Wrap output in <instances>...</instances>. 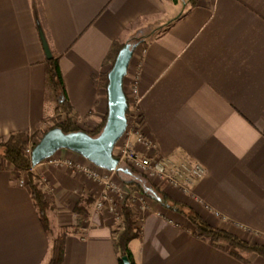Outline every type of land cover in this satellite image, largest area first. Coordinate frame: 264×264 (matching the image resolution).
<instances>
[{
  "label": "crops",
  "instance_id": "crops-1",
  "mask_svg": "<svg viewBox=\"0 0 264 264\" xmlns=\"http://www.w3.org/2000/svg\"><path fill=\"white\" fill-rule=\"evenodd\" d=\"M177 4L0 0V137L29 135L54 113L40 29L58 57L76 120L91 129L107 112L111 64L105 59L112 45L158 27L134 48L123 86L136 88L142 128L155 152L198 161L206 170L186 196L161 188L211 226L264 245V0H198L168 15ZM55 155L84 159L67 149ZM31 170L51 205L49 231L29 188L18 183L23 174L0 156V264H45L63 226L71 231L60 264H118L115 216L89 203L86 219L76 223L75 205L92 198L90 180L44 161ZM128 247L135 264H264L259 255L238 259L193 236L186 218L157 203Z\"/></svg>",
  "mask_w": 264,
  "mask_h": 264
},
{
  "label": "trees",
  "instance_id": "trees-1",
  "mask_svg": "<svg viewBox=\"0 0 264 264\" xmlns=\"http://www.w3.org/2000/svg\"><path fill=\"white\" fill-rule=\"evenodd\" d=\"M173 3H179L182 1L185 4L186 9L195 6L198 0H170ZM184 14L182 12L177 18ZM176 18V19H177ZM141 39L139 43H143ZM124 43H114L107 55L106 61H110L111 67L115 61V58L119 50L123 47ZM46 69V80L50 85L55 97V109L54 116L52 117V127H59L65 132L85 130L90 135H96L101 130L104 119L94 128H81L80 124L75 118L72 112V108L68 102L62 74L59 67V61L57 56H51L44 61ZM108 80L104 82L105 88L107 87ZM126 95L127 103L129 98ZM128 110V109H127ZM106 116V115H105ZM141 117V116H140ZM49 128V129H50ZM28 133L27 132H11L6 136L0 137V156L9 163L12 167L17 169L20 174L24 176L25 183L29 188L31 198L34 202L35 208L39 215V219L45 231H49V218L47 215L48 202L44 195L43 189L40 186L37 175L31 171L32 165L30 156L25 153L28 148ZM37 141H32L30 146H34ZM114 153V151H113ZM115 155V153H114ZM116 156V155H115ZM136 180H129L125 182V185L129 189V194L132 195L133 191L141 192L150 197L157 204L162 207L181 214L192 225L193 236L205 240L209 244L218 247L222 250H226L228 247L234 249L233 256L238 259H243L241 253L256 254L264 258V245L249 239L240 238L236 234L229 232L228 230L213 227L207 223L202 217H200L190 206L185 203L179 202L168 196L162 188L154 186L145 177L142 178L136 175ZM142 182V183H141ZM131 193V194H130ZM130 197L127 196L120 205L121 210V222L118 227L112 230V240L117 255L118 264H124L123 257H127L129 264H135L133 256L129 250L128 244L132 239L140 236V223L137 220V215L133 208L129 204ZM87 204L92 202V198L86 200ZM82 209L77 208L80 212ZM69 231L65 226L61 227L59 234L52 239V245L50 248V254L45 264H60L64 256V238Z\"/></svg>",
  "mask_w": 264,
  "mask_h": 264
},
{
  "label": "water",
  "instance_id": "water-1",
  "mask_svg": "<svg viewBox=\"0 0 264 264\" xmlns=\"http://www.w3.org/2000/svg\"><path fill=\"white\" fill-rule=\"evenodd\" d=\"M39 35L46 58H50L52 54L41 29ZM134 39L136 41L133 42ZM141 39L143 38L132 37L124 43L107 74V112L99 133L93 136L81 129L65 132L59 127H52L46 130L32 147L30 153L32 166L39 164L60 149H67L97 167L134 176V172L130 168L121 166L119 159L113 153V148L126 127L128 104L123 90V78L126 75L133 50ZM122 261L124 264H129L127 257H123Z\"/></svg>",
  "mask_w": 264,
  "mask_h": 264
},
{
  "label": "built area",
  "instance_id": "built-area-1",
  "mask_svg": "<svg viewBox=\"0 0 264 264\" xmlns=\"http://www.w3.org/2000/svg\"><path fill=\"white\" fill-rule=\"evenodd\" d=\"M123 90L129 98V105L133 104V109L130 111V117L128 121L130 128L126 130L125 127V130L121 136L122 141L117 146L118 150L116 156L119 159V162H123L128 165V167H131V169L140 172V174H143L146 178L157 184L160 188L171 187L180 192L182 195H188L191 192L195 182L205 175V167L198 161L187 159L185 157L158 155L155 152V144L143 131L142 119L135 102V86H126L125 88L123 86ZM132 138L134 139L133 141ZM25 153L30 156L31 148H27ZM54 162L56 165H65L72 169L74 167L90 181L100 182L104 185V188H108V183L110 181L107 180L105 173L102 174L103 176L99 175L98 172L103 171V169L100 167H91L92 164H84L81 160L78 162H72L68 159L60 160L59 158H56ZM111 171L114 170H108L107 172L109 173ZM18 183L20 186H23L25 184V179H19ZM107 196L108 195H106L104 192L101 193L100 199L94 203L95 210L101 209L106 204V202H108ZM107 204L109 211H113V204ZM143 216H140L138 219L140 227Z\"/></svg>",
  "mask_w": 264,
  "mask_h": 264
},
{
  "label": "rangeland",
  "instance_id": "rangeland-1",
  "mask_svg": "<svg viewBox=\"0 0 264 264\" xmlns=\"http://www.w3.org/2000/svg\"><path fill=\"white\" fill-rule=\"evenodd\" d=\"M183 2L182 1H180L175 7H172V10L168 13V15H172V16H175V15H177L179 12H180V10H181V8H183L184 6H183ZM171 9V8H170ZM171 16V17H172ZM170 17V16H169ZM151 30H154V31H156L155 33H157V32H159L160 31V28H148V29H146V32L144 33V34H141V35H139V36H134V37H141V38H145V36L146 35H148L150 32H151ZM143 35H144V37H143ZM133 42L134 41H136V39H134V40H132ZM47 87H48V89H50V85L47 83ZM54 100H55V97H54ZM128 104V106H127V109H126V122H127V126H126V130H128L129 128H130V125L128 124V121H129V117H130V111H132V109H133V104H130L129 105V103H127ZM55 106H56V103H55ZM52 116H54V113H53V115ZM52 117H50L49 119H47V120H45L44 121V123L43 124H41L40 126H39V128H38V130H36L35 132H32V133H30L29 134V136H28V148H31L32 149V147L33 146H30L31 145V142L32 141H38L40 138H41V136L44 134V132L46 131V130H48L50 127H51V125H52ZM122 141V138L120 137L119 139H118V141L116 142V144L114 145V148H113V151H114V153H115V155H117V146H118V144H120V142ZM1 152V151H0ZM51 158H46V159H44V160H42V161H44L46 164H48V165H53V166H57L56 164H55V162H54V160H56V158H57V156L55 155V153L53 154V155H51L50 156ZM83 158V157H82ZM68 160H70V159H68ZM84 160V161H83ZM41 161V162H42ZM50 161V162H49ZM84 164H87V163H90V164H92L91 162H89V161H87L86 159H82L81 160ZM75 162H78V161H75ZM120 164H121V166H125V167H128V165H126L125 163H123V162H120ZM36 166V165H35ZM91 166V165H90ZM93 166H95L94 164H92V166L91 167H93ZM34 166H32V168H33ZM67 167H69V166H67ZM96 167V166H95ZM70 168V167H69ZM128 168H130L131 169V167H128ZM72 169V168H71ZM103 169V168H102ZM73 170H75L76 172H78L77 171V169L76 168H74L73 167ZM133 172H134V175L136 176V175H138V176H140V177H142V178H144L145 176L143 175V174H140V172H138V171H135L134 169H131ZM32 171V170H31ZM108 170H106V169H103V171H100V172H98L99 173V175H101V176H103L102 174H106V178H107V180H109L110 182L108 183V188L107 187H103L104 185L102 184V183H100V182H97V181H90L91 182V190H90V193H91V195H92V202H90L91 203V205H92V208H93V211H95V212H103V211H106L107 213H109L110 215H112V216H115V218H116V222H117V226L116 227H118V225L120 224V222H121V210H120V205L122 204V201H124V199L127 197V196H129L130 197V199H129V204H130V206L133 208V210L135 211V213H136V215H137V220L140 218V216H143L144 215V213H146V212H148L149 210H152L153 208H154V205H155V201H153L150 197H148L147 195H145V194H143V193H141V192H138V191H133L132 192V195H128L129 194V189L127 188V186L125 185V182H127V181H129V180H131L132 178H137V177H132V176H127V175H125V174H122L121 172H118V171H116V170H114V171H111V172H107ZM33 172V171H32ZM79 174H82L81 172H78ZM83 177H84V175H82ZM21 178H23V177H21ZM20 178V179H21ZM146 178V177H145ZM23 179H25V178H23ZM149 182H151L154 186H158L157 184H155V183H153L152 181H150L148 178H146ZM39 181V180H38ZM142 183V182H141ZM25 185H26V183H25ZM41 186V185H40ZM102 192H104L106 195H108L107 197H108V202H106V204L107 203H112L113 204V206H114V210L113 211H109V209H108V204L106 205H104L101 209H98V210H95L94 209V203H95V201H97L98 199H100V195H101V193ZM131 194V193H130ZM87 198V197H86ZM89 199H91L89 196H88V198L86 199V200H89ZM86 200L85 201H81L80 203H77L76 205H75V208L77 209V208H80V209H82L78 214L76 213V216H77V218H78V220L76 221V223H79V224H81L80 223V221L83 219V220H85L86 219V217L87 216H83L84 214H85V211H87L86 209H85V207H87L88 206V204H87V202H86ZM46 201H47V198H46ZM48 205H49V202H48ZM51 207V205H49V207H48V209ZM84 213V214H83ZM87 213V212H86ZM90 214V212H88V214L87 215H89ZM117 214H119V215H117ZM67 227V230L68 231H71V229H70V227L69 226H65V228ZM60 232V231H59ZM251 241H253V240H251ZM227 250L229 251V252H234V249H231V248H227ZM244 253V252H243ZM243 253H241V254H243Z\"/></svg>",
  "mask_w": 264,
  "mask_h": 264
},
{
  "label": "flooded vegetation",
  "instance_id": "flooded-vegetation-1",
  "mask_svg": "<svg viewBox=\"0 0 264 264\" xmlns=\"http://www.w3.org/2000/svg\"><path fill=\"white\" fill-rule=\"evenodd\" d=\"M139 44H140V43H139ZM139 44H138V45H139ZM138 45H137V46H138Z\"/></svg>",
  "mask_w": 264,
  "mask_h": 264
}]
</instances>
